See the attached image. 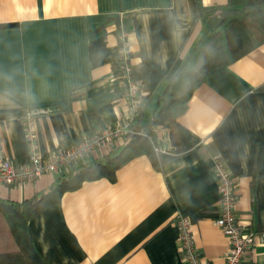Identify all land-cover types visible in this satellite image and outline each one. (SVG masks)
<instances>
[{"label":"crops","instance_id":"1","mask_svg":"<svg viewBox=\"0 0 264 264\" xmlns=\"http://www.w3.org/2000/svg\"><path fill=\"white\" fill-rule=\"evenodd\" d=\"M227 2L203 0L210 7ZM216 12L219 7L211 14ZM208 28L197 0H0V135L7 154L15 163L29 158L26 107H54L36 120L47 152L122 118L128 107L116 60L122 33L133 63L144 59L157 101ZM149 90L140 89L141 100ZM164 127L153 128L162 149L187 148L160 167L147 154L137 155L114 179H86L66 190L60 204L29 219L42 256L34 264H183L178 215L191 220L201 255L224 264L229 241L214 222L217 154L236 177L242 229L264 232V42L209 70L174 126ZM125 136L89 152L72 169L121 147ZM72 169L2 185L0 196L21 201ZM241 264H264L259 237Z\"/></svg>","mask_w":264,"mask_h":264},{"label":"trees","instance_id":"2","mask_svg":"<svg viewBox=\"0 0 264 264\" xmlns=\"http://www.w3.org/2000/svg\"><path fill=\"white\" fill-rule=\"evenodd\" d=\"M197 3L204 21L217 7L224 20L217 28H208L200 36L165 90L159 94L157 106L145 123L147 115L144 109L152 98V92L144 59L133 63V73L140 89L149 90L143 96L138 116L132 124V128L142 127L143 133H127L126 143L121 147L58 175L46 190L31 197L16 201L0 196V264H34L42 260L28 230V221L46 206L60 204L66 190L79 187L86 179L100 176L114 179L118 168L137 155L147 154L153 164L160 167L175 153L187 148L183 146L175 152L162 149L155 141L153 128L174 126L209 70L229 65L264 42V0H228L224 6L217 7L207 6L203 0H197ZM248 19L252 20L251 27L246 25ZM75 94L73 91L72 96Z\"/></svg>","mask_w":264,"mask_h":264},{"label":"built area","instance_id":"3","mask_svg":"<svg viewBox=\"0 0 264 264\" xmlns=\"http://www.w3.org/2000/svg\"><path fill=\"white\" fill-rule=\"evenodd\" d=\"M118 80L127 98V110L122 118L111 128H103L79 138L77 141L55 147L51 152L44 151L39 142L36 120L39 115L54 110L52 106L24 108V123L29 145V158L15 163L7 154L0 135V187L32 181L43 173L70 170L89 152L98 147L109 146L115 137L132 132H143V129L132 128L142 103L139 96L140 85L133 73L130 43L122 33V44L117 50ZM156 131L165 129L163 125L155 127ZM157 148V147H156ZM158 149V148H157ZM212 171L219 187V215L214 222L227 235L229 247L225 254L224 264H241L246 252L252 247L257 237L264 242V232L256 234L244 231L236 209V177L229 168L224 156H214ZM175 220L179 226V249L183 264H215L201 255L196 244L191 220L188 216L178 215Z\"/></svg>","mask_w":264,"mask_h":264},{"label":"water","instance_id":"4","mask_svg":"<svg viewBox=\"0 0 264 264\" xmlns=\"http://www.w3.org/2000/svg\"><path fill=\"white\" fill-rule=\"evenodd\" d=\"M223 20L224 17L222 16V14L216 12L214 14H211L206 21L212 29H215L223 22Z\"/></svg>","mask_w":264,"mask_h":264},{"label":"rangeland","instance_id":"5","mask_svg":"<svg viewBox=\"0 0 264 264\" xmlns=\"http://www.w3.org/2000/svg\"><path fill=\"white\" fill-rule=\"evenodd\" d=\"M251 22H252V20L248 19L246 21V25L248 27H251ZM155 103H157L156 98H154V99L151 98V100L149 101V103H148V105L146 107V112H147L148 115L152 114ZM148 120H149V116H146L145 121H148Z\"/></svg>","mask_w":264,"mask_h":264}]
</instances>
